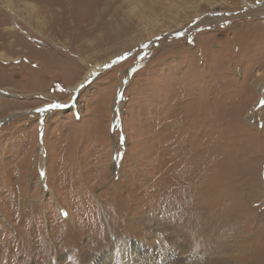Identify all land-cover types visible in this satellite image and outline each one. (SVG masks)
Returning <instances> with one entry per match:
<instances>
[{
    "label": "rangeland",
    "instance_id": "374dc122",
    "mask_svg": "<svg viewBox=\"0 0 264 264\" xmlns=\"http://www.w3.org/2000/svg\"><path fill=\"white\" fill-rule=\"evenodd\" d=\"M86 1L0 13V264H264V0Z\"/></svg>",
    "mask_w": 264,
    "mask_h": 264
},
{
    "label": "bare ground",
    "instance_id": "6f19581e",
    "mask_svg": "<svg viewBox=\"0 0 264 264\" xmlns=\"http://www.w3.org/2000/svg\"><path fill=\"white\" fill-rule=\"evenodd\" d=\"M36 1L37 2H31L30 0H1L0 2L3 3V6H1V4H0V13L2 14L3 12H1V10L3 11V10H5V8H6L5 11L9 12V13L11 11H15V7H17L16 6V2H18V3L22 2L24 4V6H25V9L30 11V12L31 11H34V12L36 11L37 13L40 14L41 12H43L42 9H47V12L50 13L53 16V19H56L55 21H58V19H60L59 21H62L63 23H65L66 21L63 20V18H65V19H69L71 17L75 18L74 15L77 12V10L79 9L78 0H36ZM101 2H102V0H91L90 3L87 2V4H85V5L86 6L88 5V7H90V9H93V11L95 12L96 7L99 6L101 4ZM56 4H59L61 6L60 11H57V12L54 11L53 6H55ZM90 11L88 9V12H90ZM88 12H86V13L88 14ZM41 15H42V13H41ZM2 17H3V15H2ZM6 19H10V15L9 14H6V18L5 19H0V37H5V36H7L9 34H13L16 31V29H17V25H16L15 22H11L7 26L6 25L7 23L5 22ZM55 21L53 22V24H55ZM74 22H78L77 19H74ZM2 32L4 33V35H1ZM14 42H15V40L14 41L12 40V42L10 43V45H12V47H14ZM19 42H20V44L24 43L23 41H20V40H19ZM18 51H20V49H17V50L15 49L14 50V52H18ZM30 53H32L31 49H30ZM0 58L4 59L6 61H12V60L15 61V59H13V57L7 56L6 53H2V52H0ZM18 59H20V58H18ZM95 70H97V69L93 68V70H91L86 76L93 75L92 73L95 72ZM1 84L7 86L9 84V82L5 78V79L1 80ZM0 105H1V102H0ZM41 111H43V110H41ZM44 111H46V110L44 109ZM128 249H130V251H127V252L125 251L126 253L125 252H123V253H125V255L133 256L132 258L135 260V262L140 264L142 262V260H144L145 255L142 252V250L140 249V246L133 244V245L129 246ZM131 261H132V259H131Z\"/></svg>",
    "mask_w": 264,
    "mask_h": 264
}]
</instances>
